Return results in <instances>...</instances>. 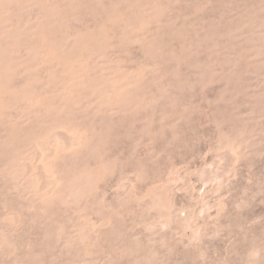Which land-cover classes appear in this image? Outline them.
Returning a JSON list of instances; mask_svg holds the SVG:
<instances>
[{
  "label": "rangeland",
  "instance_id": "374dc122",
  "mask_svg": "<svg viewBox=\"0 0 264 264\" xmlns=\"http://www.w3.org/2000/svg\"><path fill=\"white\" fill-rule=\"evenodd\" d=\"M0 264H264V0H0Z\"/></svg>",
  "mask_w": 264,
  "mask_h": 264
}]
</instances>
